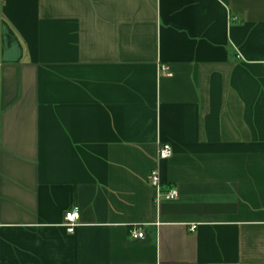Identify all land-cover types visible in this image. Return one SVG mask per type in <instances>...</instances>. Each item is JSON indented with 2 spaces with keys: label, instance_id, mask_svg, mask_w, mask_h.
<instances>
[{
  "label": "crops",
  "instance_id": "1",
  "mask_svg": "<svg viewBox=\"0 0 264 264\" xmlns=\"http://www.w3.org/2000/svg\"><path fill=\"white\" fill-rule=\"evenodd\" d=\"M2 2L0 264H264V0Z\"/></svg>",
  "mask_w": 264,
  "mask_h": 264
},
{
  "label": "built area",
  "instance_id": "2",
  "mask_svg": "<svg viewBox=\"0 0 264 264\" xmlns=\"http://www.w3.org/2000/svg\"><path fill=\"white\" fill-rule=\"evenodd\" d=\"M2 0H0V11L2 8ZM162 73L170 75L168 72V68L166 66H161L160 68ZM174 155L173 149L169 144L161 145L158 152V157L160 161L170 160ZM148 183L156 190L157 192V202L162 200H176L178 198V194L176 191H170L168 193L163 192L162 188V180L158 170H154L148 176ZM80 222V211L77 207L68 211L65 214V225L64 227L67 229L69 233H73L75 229L79 226ZM196 228H193L192 231H195ZM130 236L133 240H143L145 238L144 232L138 228L133 227L130 230Z\"/></svg>",
  "mask_w": 264,
  "mask_h": 264
}]
</instances>
